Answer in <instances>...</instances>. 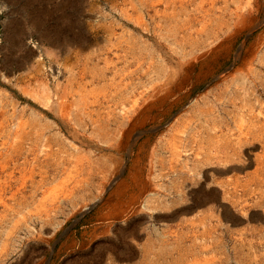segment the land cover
I'll use <instances>...</instances> for the list:
<instances>
[{"label":"rangeland","instance_id":"rangeland-1","mask_svg":"<svg viewBox=\"0 0 264 264\" xmlns=\"http://www.w3.org/2000/svg\"><path fill=\"white\" fill-rule=\"evenodd\" d=\"M0 5V264H264V0Z\"/></svg>","mask_w":264,"mask_h":264},{"label":"crops","instance_id":"crops-1","mask_svg":"<svg viewBox=\"0 0 264 264\" xmlns=\"http://www.w3.org/2000/svg\"><path fill=\"white\" fill-rule=\"evenodd\" d=\"M144 180H145V182H144ZM138 183H139V185L138 184L136 185V183L131 182V197L134 196V195H138L139 198L142 199V200L140 199L141 200L140 201L141 205L136 204V206L134 205V207L132 209H135V207L140 209V207H142V208L145 209L146 213H148V214H146V216L149 217L152 214V216H155V218L156 217L158 218L159 215H156V214H157V212H159L158 211L159 209L161 211L162 208H164L165 201H161L160 199H157L155 197L150 196L151 193L149 191L152 188V186L154 185V183L151 180H149L147 178L139 179ZM141 186H143V187H141ZM142 211L145 212L144 210H142ZM135 213H131V217H134ZM144 226H146V225H144ZM146 227L145 228H141V229H143L142 232L147 233L146 230L148 228H146ZM159 231H163V230L159 229ZM146 239H147V237H145V239H144V244H143L144 248L148 247V244H146V243H148V240H146ZM131 247L135 248V249H139L140 245L137 246L136 245V241L132 240L131 241ZM151 259L152 258H149V257L148 258L147 257L141 258V259L138 260V262H135L134 264H153V263L155 264V262L152 261Z\"/></svg>","mask_w":264,"mask_h":264},{"label":"bare ground","instance_id":"bare-ground-1","mask_svg":"<svg viewBox=\"0 0 264 264\" xmlns=\"http://www.w3.org/2000/svg\"><path fill=\"white\" fill-rule=\"evenodd\" d=\"M176 1V0H175ZM181 6V5H180ZM248 6V5H247ZM250 7V6H249ZM158 8V7H157ZM246 8V7H245ZM124 10V9H123ZM126 10V9H125ZM128 10V9H127ZM127 10H126V15H127ZM254 11V10H253ZM159 14V13H158ZM130 15V14H129ZM180 15V14H179ZM217 15H218V13H217ZM247 17V16H246ZM131 18V17H130ZM211 22V21H210ZM258 24V23H257ZM105 27V26H104ZM115 27V26H114ZM221 27V26H220ZM100 28H101V26H100ZM106 28V27H105ZM238 28V27H237ZM103 29V28H102ZM114 29V28H113ZM112 29V27H111V31H114ZM98 31V30H97ZM103 31V30H102ZM111 31H109V32H111ZM104 32V31H103ZM107 32V31H106ZM115 32V31H114ZM215 32V31H214ZM222 32H223V30H222ZM98 34V33H97ZM112 34V33H111ZM219 35V34H218ZM112 36V35H111ZM220 36V35H219ZM100 37V36H99ZM118 37V36H117ZM217 38V37H216ZM107 39V38H106ZM106 41H108V40H106ZM112 42V41H111ZM120 42V41H119ZM209 43V42H208ZM35 46V45H34ZM37 47V46H36ZM91 47H92V45H91ZM107 47V46H106ZM221 47V46H220ZM110 48V47H109ZM38 50V49H37ZM108 50V49H107ZM218 50V48H215V49H213V53H215L216 51ZM82 51H84V50H82ZM97 51V50H96ZM105 52V51H104ZM118 54V53H117ZM210 54V53H209ZM252 54H253V52H252ZM209 56V55H208ZM78 58V57H77ZM79 59V58H78ZM204 59V58H203ZM109 60V59H108ZM206 60H207V58H206ZM35 61V60H34ZM194 61V60H193ZM91 63V62H90ZM96 63V62H95ZM202 63H203V61H202ZM50 64V63H49ZM75 67V66H74ZM67 69V68H66ZM184 69V68H183ZM86 70V69H85ZM62 73V72H61ZM61 73H60V75H61ZM55 74V73H54ZM178 77V76H177ZM107 79V78H106ZM180 79V78H179ZM87 80V79H86ZM85 82V81H84ZM182 83V82H181ZM175 84V83H174ZM91 87V86H90ZM91 89V88H90ZM167 89V88H166ZM165 89V90H166ZM177 89V88H176ZM28 90V89H27ZM94 91V90H93ZM39 93V92H38ZM162 94V93H161ZM183 94V93H182ZM153 95V94H152ZM163 96V95H162ZM177 96V95H176ZM179 98V97H178ZM149 99V98H148ZM77 101V100H76ZM86 101V100H85ZM89 101H92V100H89ZM148 101V100H147ZM171 101V100H170ZM64 102V101H63ZM174 102V101H173ZM86 106V105H85ZM166 106H168V105H166ZM65 107V106H64ZM67 107H68V105H67ZM67 107L65 108V110L67 109ZM86 108V107H85ZM173 108V107H172ZM171 108V109H172ZM63 109V108H62ZM141 109V108H140ZM145 109V108H144ZM162 109V108H161ZM139 110V109H138ZM146 110V109H145ZM145 110L142 112V113H145ZM160 110V109H159ZM64 112V111H63ZM93 112V111H92ZM137 113V112H136ZM67 114V113H66ZM68 115V114H67ZM126 115L127 116H122V115H120L118 118H115L116 119V132H118V136H121V137H123V136H125L127 133H129V134H131V118L129 119L128 118V114L126 113ZM87 118V117H86ZM137 118V117H136ZM140 118V117H139ZM150 119V118H149ZM95 121V120H94ZM100 121V120H99ZM92 122V121H91ZM98 122V121H97ZM28 124V123H27ZM137 124V123H136ZM87 125V124H86ZM158 127V126H157ZM163 127V126H162ZM72 128V127H71ZM113 128V127H112ZM73 129V128H72ZM133 130V129H132ZM74 132V131H73ZM135 133V132H134ZM138 133V132H137ZM103 134V133H102ZM129 134H128V136H129ZM135 135V134H134ZM45 136V135H44ZM103 136H104V134H103ZM136 137H138V136H136ZM135 137V138H136ZM141 137V136H140ZM86 139V138H85ZM84 141V140H83ZM89 141V140H88ZM78 142V141H77ZM91 142V141H90ZM133 142V141H132ZM163 142V141H162ZM224 142V141H223ZM226 142V141H225ZM79 143V142H78ZM127 144V143H126ZM130 145V144H129ZM213 145V144H212ZM225 145V144H224ZM128 146V145H127ZM101 148V147H100ZM128 148V147H127ZM214 148V147H213ZM171 149V148H170ZM210 149V148H209ZM202 153V152H201ZM213 153V152H212ZM226 154V153H225ZM173 155V154H172ZM235 155V154H234ZM227 156V155H226ZM113 157V156H112ZM117 157V156H116ZM119 158H121L120 156H119ZM137 159V158H136ZM225 159V158H224ZM119 160H121V159H119ZM152 160V159H151ZM228 160V159H227ZM123 161V160H122ZM225 161V160H224ZM229 161V160H228ZM124 163V162H123ZM143 163V162H142ZM177 165V164H176ZM124 168V167H123ZM126 168V167H125ZM3 170V169H2ZM141 170V169H140ZM32 174V173H31ZM116 174V173H115ZM152 174V173H151ZM90 175V174H89ZM136 175V174H135ZM140 175V174H139ZM112 176V175H111ZM31 177V176H30ZM5 178V177H4ZM145 178V177H144ZM10 179V178H9ZM132 179V178H131ZM150 179V178H149ZM12 180V179H11ZM144 182H145V180H144ZM107 184V183H106ZM126 184V183H125ZM1 185V184H0ZM11 185V184H10ZM25 185V184H24ZM83 185V184H82ZM127 185V184H126ZM106 186V185H105ZM124 187V186H123ZM75 188V187H74ZM80 188V187H79ZM153 189V188H152ZM57 190V189H56ZM73 190V189H72ZM144 190V189H143ZM74 191V190H73ZM54 192V191H53ZM114 192V191H113ZM133 192V191H132ZM183 192V191H182ZM16 193V192H15ZM55 193V192H54ZM66 193V192H65ZM74 193V192H73ZM102 193V192H101ZM148 193V192H147ZM76 195V194H75ZM154 195V194H153ZM80 197V196H79ZM45 198V197H44ZM102 198V197H101ZM143 198V197H142ZM63 199V198H62ZM71 199V198H70ZM82 199V198H81ZM91 199V198H90ZM137 199V198H136ZM61 200V199H60ZM40 201H42V200H40ZM2 203V202H1ZM59 203V202H58ZM97 203H98V201H97ZM97 203H95V204H97ZM77 204V203H76ZM134 204V203H133ZM35 205H36V203H35ZM34 205V206H35ZM41 205V204H40ZM81 205V204H80ZM92 205V204H91ZM116 205H117V203H116ZM152 205V204H151ZM55 206V205H54ZM89 206V205H88ZM124 206V205H123ZM22 207V206H21ZM51 207V206H50ZM60 207V206H59ZM62 207V206H61ZM92 207V206H91ZM133 207V206H132ZM107 208V207H106ZM57 209V208H56ZM86 209V208H85ZM94 209V208H93ZM109 209V208H108ZM150 209V208H149ZM28 210V209H27ZM40 210H42L41 208H40ZM47 210V209H46ZM50 210V209H49ZM55 210V209H54ZM124 210V209H123ZM132 210V209H131ZM138 210V209H137ZM72 211V210H71ZM78 211H79V209H78ZM84 211V210H83ZM86 211V210H85ZM125 211V210H124ZM128 211V210H127ZM42 212V211H41ZM139 212V211H138ZM48 213V212H47ZM53 213V212H52ZM78 213V212H77ZM74 214V213H73ZM126 214V213H125ZM179 214V213H178ZM201 214V213H200ZM73 216V215H72ZM116 216V215H115ZM117 216H119V215H117ZM174 216H176V215H174ZM204 216V215H203ZM39 217V216H38ZM43 217V216H42ZM159 217V216H158ZM173 217V216H172ZM193 217V216H192ZM191 217V218H192ZM46 218V217H45ZM70 218V217H69ZM96 218V217H95ZM110 218V217H109ZM143 218V217H142ZM141 218V219H142ZM162 218V217H161ZM167 218V217H166ZM25 219V218H24ZM75 219V218H74ZM129 219V218H128ZM182 219V218H181ZM132 220V219H131ZM179 220V219H178ZM94 221V220H93ZM104 221V220H103ZM159 221V220H158ZM132 222V221H131ZM165 222V221H164ZM170 222V221H169ZM186 222V221H185ZM92 223V222H91ZM99 223V222H98ZM109 224V223H108ZM182 224V223H181ZM119 225V224H118ZM123 225V224H122ZM136 225V224H135ZM135 225H134V228H135ZM61 226V225H60ZM97 226V225H96ZM195 226V225H194ZM205 226V225H204ZM110 227V226H109ZM115 227V226H114ZM133 228V227H132ZM139 228H140V226H139ZM213 228V227H212ZM97 229V228H96ZM114 229V228H113ZM124 229V228H123ZM136 229H137V227H136ZM162 229V228H161ZM169 229V228H168ZM106 230V229H105ZM134 230V229H133ZM166 230V229H165ZM172 231V230H171ZM188 231V230H187ZM110 232V231H109ZM174 232V231H173ZM177 232V231H176ZM183 232V231H182ZM101 234V233H100ZM99 234V235H100ZM142 234V233H141ZM144 234V233H143ZM85 235V234H84ZM164 235H165V233H164ZM167 236H169L168 234H166ZM192 235V234H191ZM178 236V235H177ZM190 236V235H189ZM107 237V236H106ZM141 237V236H140ZM143 237V236H142ZM105 238V237H104ZM129 238V237H128ZM182 238V237H181ZM73 239V238H72ZM197 239V238H196ZM44 240H46V239H44ZM74 240V239H73ZM184 240V239H183ZM75 241V240H74ZM126 241V240H125ZM139 241V240H138ZM72 243V242H71ZM142 243V242H141ZM189 244V243H188ZM207 245V244H206ZM205 245V246H206ZM175 246V245H174ZM177 246V245H176ZM184 246V245H183ZM133 249V248H132ZM168 249V248H167ZM110 250V249H109ZM116 250V249H115ZM126 250V249H125ZM155 250V249H154ZM111 251V250H110ZM129 251V250H128ZM104 252V251H103ZM124 252V251H123ZM140 252V251H139ZM116 253H118V252H116ZM184 253H186V252H184ZM123 254V253H122ZM111 256V255H110ZM117 256H119L118 254H117ZM131 256V255H130ZM134 256H135V254H134ZM107 257V256H106ZM129 257V256H128ZM194 257V256H193ZM112 258V257H111ZM196 258V257H195ZM122 259V258H121ZM112 260V259H111ZM114 260V259H113ZM118 261V260H117ZM129 261V260H128ZM124 262V261H123ZM130 263V262H129ZM167 263V262H166ZM154 264V263H153ZM190 264V263H189Z\"/></svg>","mask_w":264,"mask_h":264},{"label":"clouds","instance_id":"clouds-1","mask_svg":"<svg viewBox=\"0 0 264 264\" xmlns=\"http://www.w3.org/2000/svg\"><path fill=\"white\" fill-rule=\"evenodd\" d=\"M7 10H8L7 5H0V15H3V13ZM3 23H5V24L7 23V18L5 19V21Z\"/></svg>","mask_w":264,"mask_h":264}]
</instances>
